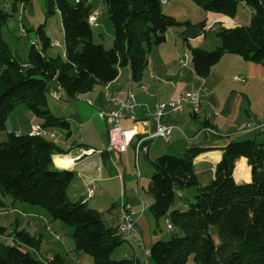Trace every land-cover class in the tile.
<instances>
[{
  "label": "trees",
  "instance_id": "obj_1",
  "mask_svg": "<svg viewBox=\"0 0 264 264\" xmlns=\"http://www.w3.org/2000/svg\"><path fill=\"white\" fill-rule=\"evenodd\" d=\"M32 0H13L29 4ZM204 11L234 18L243 3L253 16L247 26L223 28L217 33L221 45L212 51L193 48L197 75L207 77L224 54H237L264 66V0H192ZM113 28V45L106 49L93 42L92 8L88 1L47 0L50 13L59 12L65 39V57H47L50 39L40 26L42 43L32 45L27 62L11 53L2 36L9 15L0 0V132L6 131L8 115L24 104L49 131H69V123L49 106L56 81L69 100L115 81L129 67L134 81L142 79L147 53L165 41L166 32L184 24L167 16L161 0H103ZM4 3V4H3ZM3 4V5H2ZM190 149L183 156L162 155L151 161L153 174L148 194L150 211L159 223L166 219L173 236L149 248L153 264H264V140L231 142L225 148L207 185L198 181L194 159L201 153ZM54 155L65 152L52 141L30 134L10 132L0 143V195L13 204L24 203L48 211L55 221L73 229L76 249L90 255L95 264H139L131 259L113 260L124 242L117 227L108 226L103 214L83 201H70L67 189L74 172L57 168ZM244 158L250 181L237 182L236 162ZM196 188L194 202L186 209L175 208L178 192ZM6 228L0 227V236ZM17 244L0 240V264H63L61 256L41 261L40 240L19 228L12 231ZM1 239V238H0ZM218 240V241H217ZM10 245V246H9Z\"/></svg>",
  "mask_w": 264,
  "mask_h": 264
},
{
  "label": "crops",
  "instance_id": "obj_2",
  "mask_svg": "<svg viewBox=\"0 0 264 264\" xmlns=\"http://www.w3.org/2000/svg\"><path fill=\"white\" fill-rule=\"evenodd\" d=\"M162 9L167 16L184 25L169 29L165 41L148 51L147 67L141 80L134 81L130 68L123 67L112 83L96 85L92 91L72 100L65 97L56 81L49 85L50 109L68 121L70 127L69 131L60 130L57 133L56 145L65 155L53 156L57 168L75 174L67 189L68 198L73 202L83 200L92 209L101 212L105 223L112 227L119 224L120 208L129 205L135 213L138 228V234L132 241L137 244L140 240L142 245L137 244V249L132 242L129 243L131 249L124 251L123 259L135 257L139 264L148 263L144 249L149 251L153 241L144 231L149 221L146 212L151 213L153 202L151 197L149 202L145 200L153 174L151 161L162 155L183 156L190 149H199L202 152L194 159V168L198 181L205 186L214 179L216 166L229 143L249 139L258 141V137L261 138L258 142L264 140V66L240 55L226 53L211 68L208 76L203 78L194 70L191 52L193 48L206 51L216 49L221 45L217 33L223 28L247 26L253 11L242 3L235 17L230 18L206 12L192 0H166ZM23 36L26 37V33ZM94 36L93 31V42ZM37 40L32 45L40 50L42 46ZM48 49L44 52L46 56ZM29 52L30 49H27V58L21 61L27 62ZM52 55L47 57L55 58ZM22 56L26 57V54ZM57 56L65 57V49L62 55ZM16 57L20 56L17 54ZM236 77L246 79V84L237 81ZM107 88L122 99L125 94L120 92L132 88L136 96L135 115L139 130L149 129L154 133L159 124L171 127L170 143L156 137L148 144V151L138 157L134 146L121 154L108 151L109 125L99 116L100 112L114 109L106 97ZM181 92L200 95L202 109L199 115L192 114L190 108H187L183 113L167 112L159 120L152 117L156 104L173 100ZM29 114L27 132L13 126L9 119L6 122L7 131L17 135L30 134L33 126L42 125L40 120ZM132 124L131 120L122 122L124 128ZM82 150L90 153L81 157ZM57 158H67L70 163L62 167L56 164ZM234 177L237 182L250 181V167L246 159L241 158L236 162ZM88 185L93 186L92 197L88 196ZM185 191L178 192L175 208H187L189 203ZM4 198L6 201L0 199V216L6 215L8 210L10 213L15 212L17 206L24 209L26 214H23L27 217L38 215L34 209L20 203L13 204V201L7 199L9 197ZM12 223L14 226L8 229L10 232L19 228L18 220ZM140 255L145 259L141 260Z\"/></svg>",
  "mask_w": 264,
  "mask_h": 264
},
{
  "label": "rangeland",
  "instance_id": "obj_3",
  "mask_svg": "<svg viewBox=\"0 0 264 264\" xmlns=\"http://www.w3.org/2000/svg\"><path fill=\"white\" fill-rule=\"evenodd\" d=\"M69 1L75 3L77 0ZM86 1H88L92 8L91 18H93V20H91L90 23L95 35L94 43L103 44L106 49H110L112 47L111 41H113V28L108 15L107 7L103 0ZM6 3L8 7H3V9L6 14L9 15V18L7 23L2 28V36L14 56H17L18 54L20 56L18 57L20 60H25L27 58V49H30L35 39H38V43L42 46V43L37 35V30L40 26L44 29L46 36L52 39L53 42H51V44H55L48 49L46 52L47 56L51 57L53 56L52 54L55 55L54 57H56V55H62L65 49V39L61 16L59 12H49L47 0H32L29 4L16 2L15 9L13 7L15 4L13 0H6ZM24 33H26V37L23 36ZM60 44L62 48H60ZM23 53L26 54V57L22 56ZM29 113L30 111L27 107L24 104H20L8 115V119L13 126H18L23 130V132H27L30 119ZM10 127L11 126L8 125V128L11 131ZM8 133L9 132L7 130L0 132V143L7 140ZM259 140H261V138L258 137V141ZM56 164L58 165L57 162ZM185 194L187 202L192 203L194 202V197L197 194V189H187ZM149 197L150 196L146 190L145 200L147 202H149ZM0 199L5 200V198L1 195ZM7 199L12 201L11 198ZM71 200L72 199H70V201ZM20 204L34 209L38 215L34 218L27 217L23 214H26L24 209L19 206H17L19 209L17 208L15 212L10 213L8 210L6 215L0 216V226H5V228H7L5 235L2 236L3 239H0L1 241L7 243L9 242V239L13 237V230L10 232L8 229L11 226H14L12 223L14 220H18L20 230L27 231L32 236H35L40 240L39 252L36 253V256L41 261L45 262L46 259L48 260L59 255L63 259V264H95L90 255L76 249L75 242L72 237L73 229L70 226L61 221L53 220L48 211L41 207L31 206L24 203ZM88 207L91 208L90 205ZM146 214L149 217V221L147 220L148 227H144V231L147 236H151L153 238L152 244L158 240H170L173 236V232L170 231L167 220L162 219L159 223H157L149 211H147ZM143 242L146 244V241ZM132 243L135 247L137 246V244L133 241ZM136 248L139 249V246ZM130 249L129 243H123L114 251L112 259H123L124 251ZM144 252H146L145 249ZM145 257L146 259L148 258L146 253ZM140 258L141 260L145 259L143 255H140ZM147 264L153 263L148 262ZM188 264H194L191 258L189 259Z\"/></svg>",
  "mask_w": 264,
  "mask_h": 264
},
{
  "label": "built area",
  "instance_id": "obj_4",
  "mask_svg": "<svg viewBox=\"0 0 264 264\" xmlns=\"http://www.w3.org/2000/svg\"><path fill=\"white\" fill-rule=\"evenodd\" d=\"M166 0H161V4H165ZM8 6L5 5V8ZM53 46L55 45L52 43ZM236 80L246 84V79L242 77H236ZM142 89H145L142 86ZM125 97L122 99L117 93H112L107 88L106 97L110 101L114 109L110 112H100V118L109 125L108 129V151L121 154L125 153L130 147H145L148 151V144L156 137H161L166 143H170L171 127L159 124L154 133L149 129L144 131L139 130V122L137 121L135 112L137 107L136 96L132 88H127L121 91ZM187 108H190L192 114L199 115L202 109L201 97L195 92H181L175 99L161 102L155 105L152 117L159 120L165 113H183ZM125 120H131L132 126L124 128L122 122ZM35 127V126H34ZM36 136L43 138L45 135H52L54 138L58 137V134H51L46 129H35ZM84 151V156L88 155L90 151ZM93 186L88 185V196H93ZM144 208H146L144 206ZM127 237H132L133 241L138 234L137 220L134 211L129 205L122 206V215H119V230ZM138 245H142L140 240L137 241ZM148 256V250H146Z\"/></svg>",
  "mask_w": 264,
  "mask_h": 264
},
{
  "label": "bare ground",
  "instance_id": "obj_5",
  "mask_svg": "<svg viewBox=\"0 0 264 264\" xmlns=\"http://www.w3.org/2000/svg\"><path fill=\"white\" fill-rule=\"evenodd\" d=\"M53 46V44H52ZM35 129H43L41 126H33L32 127V130H31V135L33 136H36V130ZM51 134H57L58 132L56 131H49ZM43 138H46L50 141H52L53 143L57 144L58 142V137L54 138V136L52 135H45L43 136ZM135 151H136V155L138 157L139 154H141L142 152H147L145 147H135ZM81 157L84 156V151H81ZM57 162L60 166L62 167H65V166H68L69 165V160L67 158H57ZM89 197H92V196H89ZM120 215H122V207L120 208V211H119ZM168 223V222H167ZM117 230H119V224L117 226ZM118 234L120 235L121 239L123 240V242L125 243H131L133 238L132 237H127L125 234H122L120 231H118ZM1 237V236H0ZM1 239H3V237H1ZM12 239V240H11ZM9 239V244L11 246H14L15 244H17V241L16 239H14L13 237ZM9 245V246H10ZM148 255H149V251H148Z\"/></svg>",
  "mask_w": 264,
  "mask_h": 264
}]
</instances>
